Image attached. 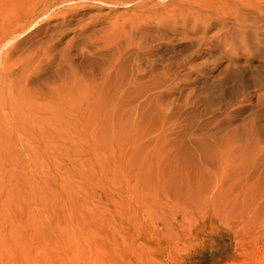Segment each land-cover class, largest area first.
I'll use <instances>...</instances> for the list:
<instances>
[{
    "label": "rangeland",
    "instance_id": "obj_1",
    "mask_svg": "<svg viewBox=\"0 0 264 264\" xmlns=\"http://www.w3.org/2000/svg\"><path fill=\"white\" fill-rule=\"evenodd\" d=\"M0 264H264V0H0Z\"/></svg>",
    "mask_w": 264,
    "mask_h": 264
}]
</instances>
